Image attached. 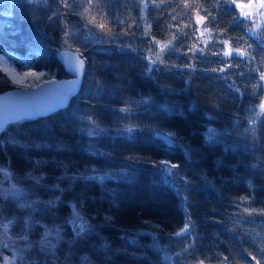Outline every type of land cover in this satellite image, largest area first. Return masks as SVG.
Returning a JSON list of instances; mask_svg holds the SVG:
<instances>
[{
    "label": "trees",
    "instance_id": "obj_1",
    "mask_svg": "<svg viewBox=\"0 0 264 264\" xmlns=\"http://www.w3.org/2000/svg\"><path fill=\"white\" fill-rule=\"evenodd\" d=\"M64 48L87 61L79 95L0 135L26 190L0 192L19 240L0 264H264V21L233 0L0 3V54L20 70L68 78ZM15 87L0 69V93Z\"/></svg>",
    "mask_w": 264,
    "mask_h": 264
},
{
    "label": "water",
    "instance_id": "obj_2",
    "mask_svg": "<svg viewBox=\"0 0 264 264\" xmlns=\"http://www.w3.org/2000/svg\"><path fill=\"white\" fill-rule=\"evenodd\" d=\"M57 58L64 66L68 78L52 79L36 87H15L0 93V135L9 125L44 118L59 110L66 109L79 95L83 87L87 61L76 51L62 49ZM83 61L82 67L79 62ZM170 144L168 136L158 134Z\"/></svg>",
    "mask_w": 264,
    "mask_h": 264
},
{
    "label": "rangeland",
    "instance_id": "obj_3",
    "mask_svg": "<svg viewBox=\"0 0 264 264\" xmlns=\"http://www.w3.org/2000/svg\"><path fill=\"white\" fill-rule=\"evenodd\" d=\"M5 0H0V3ZM235 5L239 8L240 12L243 16L249 17L250 21H252L255 27L260 26L264 21V0H233ZM146 10V3H143L142 13L143 16ZM256 20L257 22H255ZM202 23H199L198 33L195 34V40H193V44L200 45L201 51L206 53L207 51H211L213 47H215L214 40L209 31L202 30ZM87 37H90L88 33H86ZM80 36L77 33H74L71 36V39H78ZM67 49V48H64ZM72 50V49H71ZM0 69L8 75L11 82L14 83L16 87H36L41 83H44L49 80L43 81L44 73L41 71H34L32 69L20 70L16 64L5 56L4 54H0ZM34 74V75H33ZM171 144V142H170ZM169 144V145H170ZM166 168V165H164ZM0 192H2L5 196L22 199L23 203L26 199V190H24L21 185L15 179V176L8 169L0 167ZM74 210V209H73ZM72 224L77 228L81 227L84 224V220L78 215V212L74 210V215L71 220ZM3 225H8L5 229ZM9 224L0 221V252L3 254V257L6 258L7 255L11 252L10 245L18 246V238L15 237L13 239L11 234H8ZM56 230L52 231V229H46L44 231L47 239L55 235ZM53 238H51L52 241ZM16 255L15 253L8 257L4 264H15ZM175 258L170 255L167 257V262L170 261V264L174 263ZM180 264V263H177Z\"/></svg>",
    "mask_w": 264,
    "mask_h": 264
},
{
    "label": "snow or ice",
    "instance_id": "obj_4",
    "mask_svg": "<svg viewBox=\"0 0 264 264\" xmlns=\"http://www.w3.org/2000/svg\"><path fill=\"white\" fill-rule=\"evenodd\" d=\"M66 6H67V5H66ZM100 27H103V25H100ZM238 54L243 55L242 52H239ZM224 55H230V52H225ZM153 63H155V61H153ZM79 64H80V66L82 67V65H83V61H80ZM33 75H34V74H33ZM260 79L264 80V73L261 74ZM237 90H238V89H237ZM261 110L264 111V104L261 105ZM122 111H126V109H123ZM0 130H2V128H0ZM127 131L131 132L132 129L129 128ZM161 163H163V164H165L166 166H169V167H171V168H176V167H177L176 164H170V165H169V163L166 162V161H162ZM3 227L6 229V228L8 227V225H3ZM81 229L83 230V225L81 226ZM186 231H188V226H187V225L184 227V229H182V231H181L180 233H177V235H182L183 232H186ZM23 238H24V239H27L26 236H24ZM201 264H202V262H201Z\"/></svg>",
    "mask_w": 264,
    "mask_h": 264
},
{
    "label": "bare ground",
    "instance_id": "obj_5",
    "mask_svg": "<svg viewBox=\"0 0 264 264\" xmlns=\"http://www.w3.org/2000/svg\"><path fill=\"white\" fill-rule=\"evenodd\" d=\"M5 92V91H4ZM1 93H3V92H1Z\"/></svg>",
    "mask_w": 264,
    "mask_h": 264
}]
</instances>
